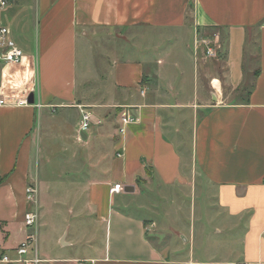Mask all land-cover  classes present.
<instances>
[{
	"label": "crops",
	"instance_id": "obj_1",
	"mask_svg": "<svg viewBox=\"0 0 264 264\" xmlns=\"http://www.w3.org/2000/svg\"><path fill=\"white\" fill-rule=\"evenodd\" d=\"M0 26L29 63L0 64V100L7 101L0 106V258L11 259L0 264H24L17 249L31 235L36 241L24 258L37 255L40 264H197L192 251L183 262L169 257L170 244L152 234L154 210L140 200L154 188L183 191L193 169L215 207L236 223L231 264H264V0H10ZM209 32H218L219 50L206 70L195 42ZM177 39L183 49L169 48ZM30 96L33 104L16 105ZM113 108L121 114L110 124L103 114ZM82 111L101 120L84 132L86 142L107 138L113 152L102 177L81 184L75 231L56 240L84 252L56 255L49 239L39 249L46 222L38 205L37 225L25 223L34 208L26 191L38 193L41 137L77 140ZM124 113L136 121L120 133ZM71 116L78 135L63 127L71 128ZM117 184L124 192H111ZM85 213L93 238L102 240L95 251H88L94 241Z\"/></svg>",
	"mask_w": 264,
	"mask_h": 264
},
{
	"label": "rangeland",
	"instance_id": "obj_2",
	"mask_svg": "<svg viewBox=\"0 0 264 264\" xmlns=\"http://www.w3.org/2000/svg\"><path fill=\"white\" fill-rule=\"evenodd\" d=\"M207 34V35H206ZM202 34L199 40L212 39L218 32ZM204 35V37H203ZM170 40L171 34H169ZM178 39L173 41L171 49H183L182 43L179 47ZM196 43V42H195ZM188 52L193 54V34L188 36ZM203 51L206 65L209 69L211 64L206 56V47L203 43L199 44ZM215 47V44L212 45ZM182 47V48H181ZM98 54H96V59ZM101 57V56H100ZM188 59V58H187ZM185 60L186 69L191 71L193 62ZM193 60V59H192ZM108 63H106L107 67ZM101 71L104 70L103 64H96ZM98 73H102L97 69ZM101 75V74H100ZM169 75V73H167ZM203 75V84L210 83V79ZM160 81H157V86ZM207 87V86H206ZM104 97V96H103ZM107 102H111V95H108ZM121 114L119 109H109L103 115L104 119L109 118L110 124H114V115ZM111 115V116H110ZM113 116V117H112ZM200 116H203V111ZM111 117V118H110ZM103 119V118H102ZM71 128L66 127L67 133L72 131V135H78L79 126L76 123V116L69 117ZM81 123V122H80ZM101 124L99 119L95 125ZM113 128V127H112ZM90 130V129H89ZM94 131V132H93ZM78 139L70 141L67 136L64 141H52L41 137L39 144L41 152V176L37 193L38 206L41 219L46 222L44 237L41 238L39 249L44 245V240H50V247L56 255L76 256L84 252L85 247H63L60 242H56L59 235L65 230H70L71 234L76 229L79 222L80 203L84 204V190H81V184L87 180L99 179L100 168L108 170L109 161L112 155V145L109 139L104 138L101 142H86L84 132L79 133ZM89 134H95L91 129ZM190 143L191 137H188ZM88 143V144H86ZM47 145H49L50 150ZM64 145L71 146V152H64ZM189 146V145H188ZM187 146V147H188ZM189 153V151H187ZM102 156V158H101ZM99 172V173H98ZM202 177L198 170L193 169L192 182L182 190H161L155 189L144 191L145 195L140 200L146 201L154 212H152L151 223L153 226V236L162 239L163 244L171 246L169 257L179 262H183L189 252H193L197 264H231L235 261V254L239 246V233L236 223H231L229 219L218 210L213 204L214 199L210 194L204 191L205 185H202ZM139 198V197H138ZM119 198L116 202V208L120 206ZM137 200L135 203H138ZM207 203V204H206ZM90 213L83 217L90 220ZM88 235L91 247L88 251H95L96 245H102L101 237L93 238L94 230L89 221ZM43 229V228H42ZM101 235V234H100ZM71 238V237H69ZM55 241V242H54ZM54 242V244H52ZM48 245V242H45ZM103 244L107 246V237ZM41 245V248H40ZM45 245V246H46ZM100 247V246H99ZM41 251V250H40Z\"/></svg>",
	"mask_w": 264,
	"mask_h": 264
},
{
	"label": "built area",
	"instance_id": "obj_3",
	"mask_svg": "<svg viewBox=\"0 0 264 264\" xmlns=\"http://www.w3.org/2000/svg\"><path fill=\"white\" fill-rule=\"evenodd\" d=\"M10 0H0V10L8 7ZM203 43L206 47V56L209 58H217L218 56V38L215 35L212 39L205 38L196 41V45ZM215 44V47L212 45ZM27 56L24 55L22 50L16 45V43L10 38V30L7 27L0 26V64L4 66L8 65H29ZM28 99L18 100L17 106H26L28 105ZM7 105L5 99L0 100V106ZM136 118L128 113H124L120 116L121 127L119 129L120 133L124 132V129L127 125L134 123ZM97 123L94 115L87 111H82V119L80 123V131L86 132L93 125ZM112 193H122L124 192V187L121 184L115 185L112 190ZM27 201L30 205L34 206L28 214L26 215L25 223L28 227H34L38 223V210H37V189L34 186H29L26 191ZM36 238L34 235H31L23 242L20 247L17 249V254L20 257L17 262H23L24 264H40L42 261L37 257L26 259L25 256L29 255L32 245L35 243ZM11 259L8 256H3L0 258V262L8 263ZM88 264H93L88 263Z\"/></svg>",
	"mask_w": 264,
	"mask_h": 264
},
{
	"label": "water",
	"instance_id": "obj_4",
	"mask_svg": "<svg viewBox=\"0 0 264 264\" xmlns=\"http://www.w3.org/2000/svg\"><path fill=\"white\" fill-rule=\"evenodd\" d=\"M28 102H29L30 104H33V103H34L33 96H30V98L28 99ZM132 191H134V188H131V190H130V189L127 187V188L125 189V192H127V193L132 192Z\"/></svg>",
	"mask_w": 264,
	"mask_h": 264
}]
</instances>
